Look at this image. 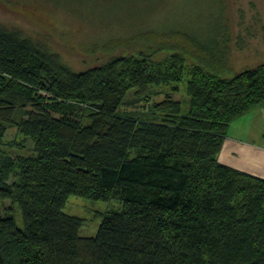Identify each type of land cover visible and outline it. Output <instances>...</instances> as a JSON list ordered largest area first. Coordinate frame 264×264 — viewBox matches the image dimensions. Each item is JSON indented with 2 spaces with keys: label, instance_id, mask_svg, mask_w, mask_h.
<instances>
[{
  "label": "trees",
  "instance_id": "trees-1",
  "mask_svg": "<svg viewBox=\"0 0 264 264\" xmlns=\"http://www.w3.org/2000/svg\"><path fill=\"white\" fill-rule=\"evenodd\" d=\"M218 20L223 54L211 68L190 64L187 112L166 95L158 121L117 111L129 89L140 97L181 81V53L158 66L143 53L113 56L77 72L0 25V198L23 220L11 207L0 215V264H264V179L217 159L229 125L264 108V63L232 73ZM9 125L34 155L1 151ZM71 195L122 206L84 237L82 219L63 212Z\"/></svg>",
  "mask_w": 264,
  "mask_h": 264
},
{
  "label": "rangeland",
  "instance_id": "rangeland-1",
  "mask_svg": "<svg viewBox=\"0 0 264 264\" xmlns=\"http://www.w3.org/2000/svg\"><path fill=\"white\" fill-rule=\"evenodd\" d=\"M219 16L228 30L231 72L264 63V0H0V25L35 41L73 71L102 65L113 56L143 53L158 66L169 61L170 52L184 55L181 81L149 85L140 97L135 89L128 90L117 113L137 121H158L154 105L166 95L180 103L182 114L187 112L190 64L211 68L210 57L224 52L223 40L212 31L223 25ZM16 105L14 118L22 116ZM2 140L1 151L13 159L34 155L32 139L18 134L14 126H8ZM17 178L11 175L7 183ZM121 206L117 199L71 195L63 212L82 219L78 234L87 237L97 233L104 213ZM9 207L22 228L16 204L0 198V215Z\"/></svg>",
  "mask_w": 264,
  "mask_h": 264
},
{
  "label": "crops",
  "instance_id": "crops-1",
  "mask_svg": "<svg viewBox=\"0 0 264 264\" xmlns=\"http://www.w3.org/2000/svg\"><path fill=\"white\" fill-rule=\"evenodd\" d=\"M218 152V161L264 179V108L233 121Z\"/></svg>",
  "mask_w": 264,
  "mask_h": 264
}]
</instances>
